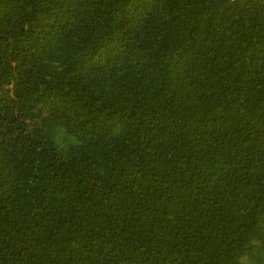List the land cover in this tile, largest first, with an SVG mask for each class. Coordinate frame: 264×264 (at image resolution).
Returning a JSON list of instances; mask_svg holds the SVG:
<instances>
[{
  "label": "trees",
  "instance_id": "1",
  "mask_svg": "<svg viewBox=\"0 0 264 264\" xmlns=\"http://www.w3.org/2000/svg\"><path fill=\"white\" fill-rule=\"evenodd\" d=\"M0 264H264V0H0Z\"/></svg>",
  "mask_w": 264,
  "mask_h": 264
}]
</instances>
